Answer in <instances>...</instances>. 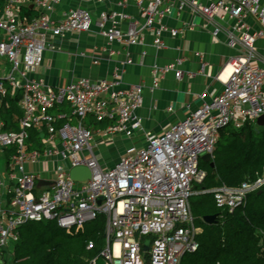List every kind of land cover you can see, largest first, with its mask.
I'll use <instances>...</instances> for the list:
<instances>
[{"label":"built area","instance_id":"built-area-1","mask_svg":"<svg viewBox=\"0 0 264 264\" xmlns=\"http://www.w3.org/2000/svg\"><path fill=\"white\" fill-rule=\"evenodd\" d=\"M60 1L0 3V251L12 244L17 227L28 220L54 219L71 232L102 214L105 244L100 255L105 264H180L183 254L198 246L200 228L189 198L193 184L205 176L198 167L200 156L212 155L222 128H238L264 115V54L256 49L257 39L264 38V0H132L139 17L109 8L100 11L95 21L84 6L53 17ZM29 4L40 11L38 16L21 13V7ZM182 10L204 18L206 25L218 18L212 34L223 31L227 44L239 45L242 52L231 57L230 71L217 94L207 100L200 95L199 106L187 104L183 118L161 133L144 132L143 144L128 146L112 165L103 166L96 138L135 136L141 129L136 110L144 86L123 85L121 69L111 77L81 76L65 85H49L34 76L49 37L89 31L94 23L107 42L143 44L148 33L151 45L162 49L167 46L163 33L175 37L192 27L189 23L171 27L162 21ZM196 55L197 72L206 73L208 62L202 53ZM183 60L154 62L149 89L156 88L168 72L181 79ZM186 74L192 77L195 72ZM9 99L15 100L20 113L12 117L16 127L7 129L2 114ZM63 102L67 113L51 111ZM88 116L110 123L89 125ZM30 129L39 132L37 146L29 141ZM75 166L87 167L90 176L85 181L71 179L69 171ZM38 180L51 183L38 184ZM262 185L264 175L237 186L218 185L213 188L216 205L232 212L247 193ZM93 246L92 240L86 243L87 249ZM86 264H95V258Z\"/></svg>","mask_w":264,"mask_h":264},{"label":"crops","instance_id":"crops-1","mask_svg":"<svg viewBox=\"0 0 264 264\" xmlns=\"http://www.w3.org/2000/svg\"><path fill=\"white\" fill-rule=\"evenodd\" d=\"M28 6L36 9V16L39 15L40 11L37 8L30 4ZM76 6L90 9L93 21L97 19L100 11L109 8L138 16V8L132 0L94 2L61 0L53 17L59 18L69 8ZM22 14L28 16L27 13ZM162 21L171 27H181L185 23L191 24L192 27L184 29L180 35L175 37L166 32L163 33L162 38L167 46L156 49L151 45L152 35L148 33L145 34L143 44L128 45L124 42H107L102 35L97 33V27L93 23L89 31H72L61 36H50L41 64L34 73V76L43 78L49 85L58 86L65 85L81 76L90 79L111 77L115 70L121 69L123 85L142 84L144 86L142 104L136 110L141 129L136 130L135 136L130 138L133 142L122 148L121 153L117 152L112 159L105 153L106 144L111 141L115 143L122 135H116L109 141L96 138L98 145L96 152L103 166L112 165L119 158V153L122 154L128 146L143 144L144 132L161 133L173 122L183 118L187 113V104L190 108L199 106L202 101L200 95L207 100L217 94L222 89V81L227 78L230 71L231 57L242 52L239 45L227 44L223 31H219L215 36L212 34L215 22L220 23L218 18L214 19V24L212 22L206 25L204 18L182 10L168 15ZM124 25L125 23L122 24ZM259 40H264V38H258L256 44ZM257 47L256 45L258 52L264 54V51ZM196 52L202 53L208 62L206 73L197 72L200 59ZM177 57L184 58L180 65L184 71L182 78L176 79L173 72H168L160 79L158 86L150 90L148 86L152 81V64L154 62L165 64ZM128 58L131 61L126 63ZM188 71H193L195 74L190 77L186 74ZM169 105L172 106L171 110L167 109ZM57 106L51 111L59 112L56 110ZM108 123L110 121H105L101 127ZM29 168L41 169L42 167L41 165H30Z\"/></svg>","mask_w":264,"mask_h":264},{"label":"trees","instance_id":"trees-1","mask_svg":"<svg viewBox=\"0 0 264 264\" xmlns=\"http://www.w3.org/2000/svg\"><path fill=\"white\" fill-rule=\"evenodd\" d=\"M21 12L28 17L37 15L29 6H22ZM56 110L67 113L68 107L63 102ZM19 113L15 100L9 99V107L2 114L5 128L16 127L12 117ZM94 123L101 127L105 121ZM38 138L39 132L30 129L29 141L37 146ZM211 159L213 167L199 160L198 167L205 176L193 184L195 193L189 198L200 228L198 246L183 254L180 264H264V185L247 193L232 212L216 205L213 192L218 185L237 186L264 175V127L256 120H246L238 128H222ZM207 214H216V221L205 222L202 217ZM85 224L79 231L67 232L54 219L28 220L17 227V237L8 247L13 262L3 260L0 264H86L92 258L95 264H105L100 255L105 244L104 216L98 214ZM89 240L94 243L91 249L86 248ZM7 249L0 251L3 259Z\"/></svg>","mask_w":264,"mask_h":264},{"label":"water","instance_id":"water-1","mask_svg":"<svg viewBox=\"0 0 264 264\" xmlns=\"http://www.w3.org/2000/svg\"><path fill=\"white\" fill-rule=\"evenodd\" d=\"M256 123L259 125H264V115L259 116L256 119ZM200 160L208 162L211 167L214 166V162L211 159L210 154L208 153L202 154L200 156ZM69 175L71 179L75 181H85L90 176V171L85 166H75L70 169ZM43 183H51V181L50 180H38V184H43ZM101 199L102 197H99L97 201L100 202ZM216 217H217L216 214H207V215H203L202 219L207 223H212L216 221ZM147 247H148V240H145L143 244V248L146 249Z\"/></svg>","mask_w":264,"mask_h":264},{"label":"rangeland","instance_id":"rangeland-1","mask_svg":"<svg viewBox=\"0 0 264 264\" xmlns=\"http://www.w3.org/2000/svg\"><path fill=\"white\" fill-rule=\"evenodd\" d=\"M256 45L258 46L257 48L264 51V40H259ZM86 120H87V123L89 125H93V124L96 125L94 123L95 120L91 116H88ZM257 125H259V124H257ZM259 126L264 127V125H259ZM118 139L119 140L116 141L115 143L113 141H111L108 144H106V147L104 149V150H106L105 153L107 154V156H109L112 159H114V156H116L117 152L121 153L122 148H125L127 145H129L131 142H133L129 137H125V136H121ZM134 142H135V139H134ZM104 150H102V151L100 150V151L103 152ZM120 153H119V155H121ZM194 193H195V190H194ZM85 225H87V224H85ZM84 226H83V228H84ZM3 260H5L7 263L13 262L12 253H11V250H9V248L4 252V259L2 258V255L0 254V261H3Z\"/></svg>","mask_w":264,"mask_h":264}]
</instances>
